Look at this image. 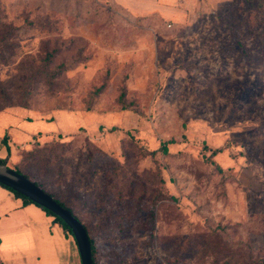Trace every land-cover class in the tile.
<instances>
[{
    "label": "rangeland",
    "instance_id": "374dc122",
    "mask_svg": "<svg viewBox=\"0 0 264 264\" xmlns=\"http://www.w3.org/2000/svg\"><path fill=\"white\" fill-rule=\"evenodd\" d=\"M125 3L0 0V33L19 43L9 63L0 59V113L90 119L62 139L19 142L7 130L0 167L38 179L25 154L66 141L64 174L87 192L86 224L106 217L95 204L109 182L115 222L93 234L97 264H260L264 0ZM88 140L103 147L92 163ZM130 186L137 215L117 205L116 190L129 198ZM249 250L259 262L236 256Z\"/></svg>",
    "mask_w": 264,
    "mask_h": 264
},
{
    "label": "crops",
    "instance_id": "0c3cea01",
    "mask_svg": "<svg viewBox=\"0 0 264 264\" xmlns=\"http://www.w3.org/2000/svg\"><path fill=\"white\" fill-rule=\"evenodd\" d=\"M117 1L121 4L126 2ZM88 120L90 121L88 113L66 111L59 112L55 118L56 123L50 124L43 120H21L12 116V113L3 111L0 113V138L7 130H10L15 141L19 142H27L35 134L40 135V139L50 135L55 137L52 132L56 133L58 139L67 138L66 135L75 133L79 126H83ZM4 151L2 147L0 156H3ZM0 262L82 264L75 238L55 222L52 215L35 203H26L2 185H0Z\"/></svg>",
    "mask_w": 264,
    "mask_h": 264
},
{
    "label": "trees",
    "instance_id": "16d2710c",
    "mask_svg": "<svg viewBox=\"0 0 264 264\" xmlns=\"http://www.w3.org/2000/svg\"><path fill=\"white\" fill-rule=\"evenodd\" d=\"M3 30L0 33V59L3 60L4 63H9L11 60V57L14 56L15 48L19 46V43L11 41V39H17V35L14 34L11 30H6V33ZM46 62H50V58H46ZM60 69V68H59ZM57 73H53L52 76H57L60 74L61 70L55 71ZM42 72L36 71L34 75L40 74ZM26 75L23 73L22 76ZM33 75V74H32ZM91 141L88 140L87 144V152H88V159L89 162L92 163L94 161V155L95 153H100L102 150L97 147L93 146ZM69 151V143L67 142H59V141H49L44 143L43 145H37L34 149H31L25 154V160L30 165H34V167L37 170V178L33 179L31 177L30 172H26L20 168H15L14 170L25 177L32 180L34 183H36L39 187H41L44 191L49 193L59 204L69 209L76 218L81 221L86 228L90 241L92 246V253H93V260L94 264H97V260L95 257L96 254V248H95V242L93 239V234L97 233L98 231H107L109 228H113V222H111L112 212L113 209L116 207L115 200H110V196L114 193L113 186L111 187L110 184L103 183L100 187V192L97 194V200H96V208L99 210L104 211L107 215L106 217H103V220L98 221L97 225H94L93 223H85L83 220V211L87 208V192L85 190H80L78 188V185L73 181H68L64 174V156ZM164 151L167 152L166 146L164 147ZM220 152L219 149H216L213 151V155ZM0 164H5V159L0 158ZM108 172V171H107ZM0 185L4 186L0 183ZM11 191H13L18 197L22 198L26 203H34L31 199L28 197L14 191L13 189L4 186ZM133 189L134 186L129 187L130 196L129 198H123V191L122 190H116V192L119 193V204H123V209L126 211V213L134 208L135 210L134 214L137 215L138 211L141 210L142 204L141 201H137L136 203H128V199L133 196ZM128 194V193H127ZM114 195V194H113ZM134 199V198H133ZM36 204V203H35ZM126 204V206H124ZM38 205V204H37ZM40 206V205H39ZM144 206V205H143ZM42 207V206H40ZM49 215H52L54 217V221L59 223L66 232H68L70 235L73 236V233L71 229L68 227V225L58 216L53 214L48 209L42 207ZM147 218L152 219L154 216V212L152 210H149L147 208ZM147 220L143 222V226H147L146 224ZM119 226V225H118ZM117 226V227H118ZM109 227V228H108ZM74 237V236H73ZM251 250L245 253H238L236 252V256H239L238 259L242 260V257L247 260H242L245 262H252L253 260L256 262H259V259H256L253 255H251ZM237 259V260H238ZM256 259V260H255ZM260 264H264V258L261 259ZM247 264V263H245ZM259 264V263H257Z\"/></svg>",
    "mask_w": 264,
    "mask_h": 264
},
{
    "label": "water",
    "instance_id": "95a60500",
    "mask_svg": "<svg viewBox=\"0 0 264 264\" xmlns=\"http://www.w3.org/2000/svg\"><path fill=\"white\" fill-rule=\"evenodd\" d=\"M0 183L28 197L34 203L61 218L73 233L82 264H94L88 232L83 223L69 209L59 204L49 193L14 169L8 168L0 171Z\"/></svg>",
    "mask_w": 264,
    "mask_h": 264
},
{
    "label": "bare ground",
    "instance_id": "6f19581e",
    "mask_svg": "<svg viewBox=\"0 0 264 264\" xmlns=\"http://www.w3.org/2000/svg\"><path fill=\"white\" fill-rule=\"evenodd\" d=\"M0 171H4V169L0 167Z\"/></svg>",
    "mask_w": 264,
    "mask_h": 264
}]
</instances>
